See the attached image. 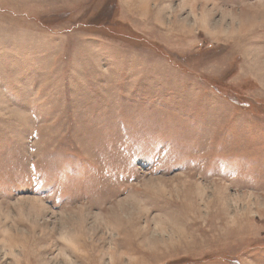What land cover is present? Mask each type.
Segmentation results:
<instances>
[{
	"label": "rangeland",
	"instance_id": "374dc122",
	"mask_svg": "<svg viewBox=\"0 0 264 264\" xmlns=\"http://www.w3.org/2000/svg\"><path fill=\"white\" fill-rule=\"evenodd\" d=\"M0 264H264V0H0Z\"/></svg>",
	"mask_w": 264,
	"mask_h": 264
}]
</instances>
